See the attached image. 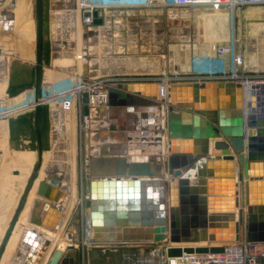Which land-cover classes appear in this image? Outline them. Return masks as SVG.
Returning <instances> with one entry per match:
<instances>
[{"label":"water","instance_id":"obj_1","mask_svg":"<svg viewBox=\"0 0 264 264\" xmlns=\"http://www.w3.org/2000/svg\"><path fill=\"white\" fill-rule=\"evenodd\" d=\"M69 6L61 20L72 16L75 26L76 13L73 4ZM52 10L53 0H11L0 9V51L5 56L0 59V111L32 104L5 118L0 264L12 259L4 261L20 222L36 227L23 230L21 245L50 249L47 236H56L69 200L61 190L62 172L44 166L53 118L45 89L52 79ZM97 14L93 22L99 25L103 18ZM160 89L157 82H115L108 88V105L129 111L160 107ZM169 96L165 125L170 154L161 164L155 156L128 161L127 151L113 147L88 157L85 206L94 240L154 241L162 243L168 257L222 253L229 243L242 239L264 243V82L247 86L235 81L175 82ZM82 103L87 126L91 114L87 91ZM5 119H0V131ZM3 137L0 134V146ZM211 139L218 155H210ZM22 151L31 153V159L16 161ZM22 174L26 179L13 206L7 201L15 195L11 177ZM17 255L26 259L20 252L12 256ZM63 255L61 249L55 250L49 264H75L74 256ZM44 259L43 252L39 263ZM252 264H264V258Z\"/></svg>","mask_w":264,"mask_h":264},{"label":"rangeland","instance_id":"obj_2","mask_svg":"<svg viewBox=\"0 0 264 264\" xmlns=\"http://www.w3.org/2000/svg\"><path fill=\"white\" fill-rule=\"evenodd\" d=\"M78 1L57 0L53 3L52 14L58 15L62 19L61 17L66 14L65 10L70 7L69 4H73L78 17ZM95 1L103 5L97 14V17L103 18V23L99 25L95 24L97 27L102 26L101 29L89 28L85 34L86 39L84 43L83 37L81 38L82 43H79L77 30L79 27L81 30H85L81 24V20L79 26L78 22L73 26L72 22L68 21L70 24H65L61 29V34L64 36L62 39L65 42L67 41L66 44H62L63 40L59 41L61 37L54 39L57 44L60 43L63 47L57 51V54L55 53L56 55H59L60 52L64 56L75 57V62L73 60L74 64L78 61H81V63L84 61V65L87 66L88 71L85 74L84 72H80L77 66L71 65V67L77 69L74 71L75 75H73V78L75 77V84L73 87L71 86L62 91V93L69 94V96L63 97L64 100L59 99L62 106L66 105L64 102L66 100H76V97L72 95V91L76 87L90 82L94 78L117 77L130 78L131 80L137 79V81L138 79L140 81H149L150 79L162 80L173 77L175 78L174 80H177V78L182 79L181 77L204 75L205 73L209 74L214 71L230 72L233 68L232 55L234 53H241L244 56V63L239 67L241 71L264 72V66L262 67L263 69L258 68V63L264 65V41L262 38H260L261 41H258L259 26H264V16H256L255 14L256 11L264 13V6L248 5L231 12H221L199 8L165 6L161 4L163 0ZM209 18H212L213 21L212 25L209 24L210 26L205 23L209 21ZM183 21H188L189 23V35L191 34V39L188 44H190L189 47L191 46V48L187 47L188 45L181 46L179 43H177V46H174L176 41L175 39H171V31L178 27H183ZM197 28H199V31H197ZM98 33V39L92 42L90 38L96 36ZM232 41L234 44L222 56L214 50L215 46H224L226 43H232ZM253 41L257 42L260 50L259 48L254 50ZM92 47L95 48V51L90 50ZM224 47L226 48V46ZM111 58H125L131 67L141 70L122 74L103 75L99 73L96 76L90 74V66L94 65L93 70L98 69L101 72L103 70L101 66L103 62ZM256 61L260 62L255 63ZM63 68L60 67L59 70ZM68 76L66 75L65 77L67 78ZM22 112L19 111L18 113ZM0 119L3 118L0 117ZM76 119L78 201L67 218L61 232L62 236H60L66 239L70 237L71 244L78 245L81 251H85V246L94 244L87 239V213L84 197L89 192V181L83 176L82 168L84 165L82 166V163L86 159L88 148L96 142L93 134L95 129L98 128L95 125L92 126L90 120L86 126L83 114L80 111H78ZM62 123L64 125L62 128L64 129V120ZM2 133L3 131H0V134ZM63 156L66 157V153Z\"/></svg>","mask_w":264,"mask_h":264},{"label":"bare ground","instance_id":"obj_3","mask_svg":"<svg viewBox=\"0 0 264 264\" xmlns=\"http://www.w3.org/2000/svg\"><path fill=\"white\" fill-rule=\"evenodd\" d=\"M10 2H11V0H7L3 5L0 4V9L2 7H4L5 5H8ZM60 7H62V6H60ZM255 14H256V16H261V17L264 16V13L263 12L261 13L259 11H256ZM69 18H70V20H63V21L64 22L70 21V23H71L72 16H69ZM60 20L61 19L58 17V15L52 14L51 21H50V34H51L50 36L53 40L56 39V37H61V40H59V39L58 40L59 41L63 40L62 44L65 45L64 39H62V37H64V36H62V34H61L62 32L60 30L61 26H62L61 25L62 20L61 21ZM77 22H78V26H79L80 15H78V17H77V14H76L75 23H77ZM59 23H60V29L57 30L56 27H59ZM205 23L208 26L212 25L211 24V23H213L212 18H209V21H206ZM182 25H183V27H178L177 29L173 28L174 30L171 31V35H172L171 39H175V41H176L174 46H177V43H179V45H181V46H184V45L187 46L188 45L187 47H189L190 44H188V42L191 39V36H190L191 34L189 35V23H188V21H183ZM259 27H260V30L258 32V34H259L258 41H261L260 38H262L264 41V26L261 25ZM199 28H197L198 29L197 31H199ZM87 31H88L87 29L83 31V29L81 30L79 27V29L77 30V36H78L77 39H78L79 43L80 42L82 43V40H81L82 37L84 38L83 39V43H84V40L86 39L85 34L87 33ZM172 32H174V33L172 34ZM178 34H179V38H178ZM195 36L197 37V35H195ZM253 45H254V50H256V48L257 49L259 48V50H260V47H259V45H257V42L253 41ZM62 48L63 47H61V49ZM189 48H191V46ZM0 53H1V51H0ZM83 53H84V51H83ZM78 54H79V49H78ZM4 57H5L4 54L1 53L0 59H5ZM75 59H76L75 57L64 56L61 53L58 56L57 55L54 56L53 57V64H52V66H53L52 67L53 78H54V76H60V75L62 76V74L59 71H57L58 70L57 68H60V67H67V66L75 65L80 69V72H84V70H85L84 61L82 63H81V61L80 62L78 61V62H76V64H74ZM73 60H74V62H73ZM258 62H260V61H258ZM258 62L256 61L255 63H258ZM262 64H263V62H262ZM263 66L264 65H261L260 63H258V68H262ZM99 73L106 75L105 72H99L97 70H93L90 68V74L92 76H96ZM0 80L2 82L1 84H3V81H2L3 79H0ZM81 88H83V85ZM76 90H79L78 87H76ZM160 91H161V89H160ZM57 94H60V93H54L49 97L56 96ZM61 94H63V93H61ZM169 95H170V89L163 90V94H161L162 105L160 107H158V106H152V107L146 106L145 109L135 108L133 113H130V117L131 118L136 117L138 120L136 119L137 120L136 121L135 119H133L131 121V124L133 122L135 124V125H130L129 128L131 129V131L135 127H137V129H136L137 134H140L139 130L141 128L138 125V123L142 122L143 120L146 122H144V125L142 126V128L146 129V131L149 133V135H152L153 133H155L156 132L155 129H157V128L158 129L163 128L164 130H166V125H165L166 124V109L170 103V96ZM89 100L91 102V106H90L91 107V117H93L94 113L100 114L102 112L100 109L106 108V106H108V103H106L107 102V95H105L104 93H101L99 95H95V96L89 98ZM60 101L61 100H59V98H56V101L55 100H51V101L48 100V102H51L53 105V107H52V113H53L52 121H54V124L52 122L51 127L53 129V132L55 133L53 136V141H54L55 145H53V149L51 147L49 151L45 152L44 166L46 169L48 168L49 170H58V171L62 172L63 176L61 178V190L67 195V197H69V200L67 202V205H65L63 207V210L65 211V217H64L63 222L61 223L60 227L56 231V233H57L56 236H47L48 238H50L49 240L51 242L49 252L55 246H58V249L64 250L67 248L68 245L71 244L70 243V241H71L70 237L67 238L68 240L66 238H62L61 232H62L63 226H64L67 218L70 216L71 212L73 211V208L76 205V202L78 201V197H77L78 173H77V166H76V147H77V136H76L77 119H76V115H77L78 111H80V112L82 111V105L83 104H82V101H80L78 96H77V100H75V101L73 100V101H71V103H66L65 106H62ZM79 104H81V105H79ZM31 106H32V104L27 105V106L22 107V108H19V109H16V110H12V111H5V112L0 111V116L3 119H5L11 115H16V113H18L19 111L27 110ZM141 111L143 113H139ZM147 111H150V112L157 111V112H159V114H158L157 118L155 119L154 114L153 113L148 114V113H146ZM63 113H64V119L62 118L61 120H59L58 114H60L62 117ZM103 113H105V112H103ZM162 115H164V120H162ZM141 117H143V119ZM63 120L65 122L64 129L62 128L64 126L62 123ZM2 121H4L1 124V128L4 129V132H3L4 135L2 133V135L4 137H3L2 145L0 146L1 147L0 162L3 159L4 151H6V145H7V140H6L7 139V129H6L7 128V122H6L7 120L5 119ZM91 125H92V123H91ZM2 129H1V131H2ZM65 136H66V138H65ZM168 145H169V140H168ZM156 146H157V144H153V142L152 143L149 142L148 144L143 146V145L137 144L135 141L131 140L130 144H129V152L132 156H140V159H146L147 156L150 154V152L155 151V149L157 148ZM97 152H98L97 150H90V148L88 149V153L96 154ZM64 153H66V157L63 156ZM90 155L87 157H90ZM17 159L19 161L30 160L31 159V153H29L27 151H22L20 154H18L16 161H17ZM87 160H88V158H87ZM84 162H85V160H84ZM84 162L82 163V166L84 165ZM84 168L85 167L82 168L83 176H85ZM25 179H26L25 174L11 177V181H12L11 182V189L15 195L13 194L14 195L13 197L10 196V198L7 199L8 203H10L12 205L14 204V201L16 200V193L18 192V189L22 187L23 183L25 182ZM88 195H89V192L84 197V199ZM86 221H87L86 227H87V236H88L87 239L91 240L93 237V227L91 226V224L89 222V217H88V219H86ZM26 229H36V227L27 221L26 222L25 221L20 222V224H18L17 229L15 231L16 233L13 235L12 240L9 244L10 246L6 252L4 261L7 258L12 257L13 252H14L15 248L17 247V245H21V241H22L21 233L23 232V230H26ZM1 231L3 232L4 230L1 229ZM176 258L177 257H170V259L172 261H175Z\"/></svg>","mask_w":264,"mask_h":264},{"label":"crops","instance_id":"obj_4","mask_svg":"<svg viewBox=\"0 0 264 264\" xmlns=\"http://www.w3.org/2000/svg\"><path fill=\"white\" fill-rule=\"evenodd\" d=\"M57 0H53V3H55ZM70 24L69 22L61 21V29L65 26V24ZM57 24V23H56ZM80 25V24H79ZM102 26H95L93 29H101ZM57 30L60 29V23L59 27H56ZM60 29V30H61ZM60 32V31H59ZM93 35L92 33H90ZM99 33L96 36L91 37V41H95L98 39ZM52 62L53 64V57L56 56L57 51L61 50L62 44L56 43L55 40H52ZM91 51H95V48H90ZM56 53V54H55ZM60 54V53H59ZM58 56V55H57ZM114 59V60H113ZM114 62H113V61ZM125 58H111L108 61H104L101 65L103 70L101 72H105L106 75L109 74H122V73H129V72H136L141 69L136 67H131L130 63ZM129 65V66H128ZM93 66H90L91 69H93ZM51 65V84L50 86L46 87L45 89L48 90V100H55L57 95H61L62 91L66 88L73 87L75 84V77L73 78V75H75V69L74 67H64L63 69L58 70L62 76H54L53 78V69ZM95 67V66H94ZM66 68L73 69L71 72L66 71ZM98 71V69H97ZM66 75H69L67 78ZM61 92V93H60ZM54 93H60L56 96L49 97ZM50 104H52L50 102ZM149 107V106H148ZM142 109H145L146 106L139 107ZM6 110V109H5ZM10 111V110H9ZM1 112H5L4 110H1ZM105 112V113H103ZM103 112L100 114L94 113L93 117H91L90 114V123H92V126H97L98 129H95L94 132V138L96 142L94 145H91L90 150H97L98 152H110L113 148L117 151H127L128 153L124 155L128 161L131 160H139L140 156H132L129 152V144L130 141L133 140L137 144L145 146L149 142H153V144H157V148L155 151L150 152V154L147 156H155L156 161L161 164L163 160L170 154L169 151V145H168V137L166 130L162 129H155V133L152 135H149V133L146 131V129L142 128L144 125V122H139L138 125L140 126V134H137V127H135L132 131L129 128L130 125H135L134 122L131 124V121L133 119H137L136 117L131 118L130 113H133V111H129L126 108L121 107H110L109 105L106 106V108H103ZM139 113H143L142 111ZM146 113L150 114L153 113L155 119L157 118L159 112H150L147 111ZM59 120L62 118L64 119V113L61 117L60 114H58ZM143 119V117H141ZM138 120V119H137ZM136 120V121H137ZM162 120H164V115H162ZM141 121V120H140ZM54 124V121H51ZM148 124V123H147ZM8 132V127L6 128ZM4 132V129H2ZM55 131V130H54ZM132 133V134H131ZM53 129L51 127L50 131V147L53 149V145H55L53 141L54 136ZM4 135V133H3ZM66 138V136H65ZM159 140H156L158 139ZM211 150L210 155H218L219 152L213 151L212 143L215 141L214 139H211ZM113 147V148H112ZM89 149V148H88ZM56 151V150H55ZM97 152V153H98ZM91 153L86 152V159L84 162V166L86 164L87 156H89ZM231 154H235L234 150L231 151ZM94 154H91L92 156ZM163 175L167 179H170V176L168 174H165L163 172ZM89 195L85 198L88 199ZM86 213L88 219L90 215V210L86 208ZM90 220V217H89ZM87 222V221H86ZM90 222V221H89ZM101 235H104L103 232H101ZM93 235H94V228H93ZM107 235H110L107 233ZM94 237V236H93ZM90 240L92 244L91 246H85V251H81V248L78 245L74 244V248L72 250H68L67 248L62 250L64 252V255H72L75 257V264H131L134 261L139 260H157L159 255L166 254V249L163 247L162 243H156L154 241H136V242H123V241H95L94 238ZM50 239V238H48ZM186 243L178 244L182 247H184ZM171 245V243H170ZM188 245V244H187ZM24 246V247H23ZM68 247V246H67ZM58 249V246H55L50 252L49 249L43 251L42 247L39 246H33V245H17L15 248V253L17 254L20 252V254H25V260L19 259L18 255L17 257L12 256V259L8 262V264H38L39 263V257L44 252L45 259L40 262L39 264H49L53 253L55 250ZM40 253V254H39ZM167 255V254H166Z\"/></svg>","mask_w":264,"mask_h":264},{"label":"built area","instance_id":"obj_5","mask_svg":"<svg viewBox=\"0 0 264 264\" xmlns=\"http://www.w3.org/2000/svg\"><path fill=\"white\" fill-rule=\"evenodd\" d=\"M161 4L179 8H199L202 10L231 12L242 6H264V0H163ZM101 6L103 5L96 3L95 0L78 1V12L81 13H78V15H80L81 24L85 30L96 26L93 22L95 18L94 13H98ZM233 44V41L232 43H226L224 46H226L227 49L222 45H218L217 47H214V50L222 56ZM232 63L233 68L230 72L214 71L209 74L205 73L204 75L181 77L182 79L177 78V80H174L175 78L173 77H168L162 80L150 79L148 82H157L161 87V94H163V90L170 89V85L175 82L235 81L242 86H247L248 84L257 85L264 82V72L241 71L239 67L244 63V56L241 53H234V55H232ZM135 81H137V79L131 80L130 78L117 77L94 78L90 82L82 84L83 88H81V85L78 87L79 90L74 89L72 95H74L73 97H76V100L78 96L80 101H82V94L85 91L89 93V98L104 93L107 95L106 103H108V88L111 87L113 83ZM138 81L140 80L138 79ZM64 96H69V94L63 93L57 95L59 99L63 100ZM65 103H71V101L66 100ZM89 105L91 106L90 100ZM258 258H264V243H253L246 239H242L240 241L229 243L225 247V251L222 253L184 254L181 257H177L175 261H172L166 254H161L157 260H139L134 261L131 264H252L255 263Z\"/></svg>","mask_w":264,"mask_h":264}]
</instances>
